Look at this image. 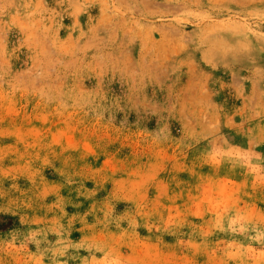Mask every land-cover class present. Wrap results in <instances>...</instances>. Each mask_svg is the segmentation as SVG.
<instances>
[{"label":"rangeland","instance_id":"obj_1","mask_svg":"<svg viewBox=\"0 0 264 264\" xmlns=\"http://www.w3.org/2000/svg\"><path fill=\"white\" fill-rule=\"evenodd\" d=\"M0 264H264V0H0Z\"/></svg>","mask_w":264,"mask_h":264}]
</instances>
